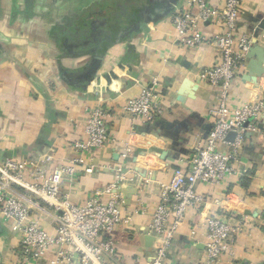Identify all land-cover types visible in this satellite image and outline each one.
I'll return each instance as SVG.
<instances>
[{"label": "crops", "instance_id": "0c3cea01", "mask_svg": "<svg viewBox=\"0 0 264 264\" xmlns=\"http://www.w3.org/2000/svg\"><path fill=\"white\" fill-rule=\"evenodd\" d=\"M155 1L153 10L138 11L139 20L128 24L121 36L126 40L106 49L97 72L81 83L74 77L84 73L92 56L81 54L78 45L69 55L63 47L69 38L63 34L65 20L89 10L90 2L80 8L71 1L54 6L49 0H0V160L32 158L47 151L58 162L73 158L69 146L84 140L86 111L96 106L102 96L110 116V134L116 143L95 154L91 163L99 170L94 175L84 174L78 167L75 180L62 187V192L72 203L82 204L93 189L112 183L114 167L122 165L127 177L133 178L132 183L122 186L123 193L119 192L123 214L129 215L131 222L117 227L108 237L116 243L119 262L125 264H132L136 258L147 261L153 254L154 238L148 234V225L159 202L158 187L184 168L194 148L204 146L212 127L210 111L216 107L219 94L217 88L197 83L198 73L218 62L213 46H177L170 21L172 11L167 10L165 16L151 15L158 11L155 8L164 11V5L173 2L175 7H185L187 0H168L165 4L164 0ZM213 1L219 5L222 0ZM261 19L264 0H243L238 34L257 31ZM199 29L208 37L220 32L210 24H201ZM132 30L134 34L126 38ZM259 34L260 47L264 48V30ZM261 70L264 57L254 55L246 60L245 68L230 86L232 108L264 94V76L260 84L250 80ZM65 71L77 85L72 87L66 81ZM183 79H187L188 86H184ZM153 80L158 83L162 113L153 124L135 128L134 148L122 162L117 152L119 144L128 139L130 123L120 115L121 106ZM257 126L264 131V115ZM239 166L249 174L244 188L238 178L217 187H198L205 204L188 213L186 224L174 237L167 264H203L201 246L205 238L198 227L206 215L221 209L251 216L238 238L235 259L221 264L264 263V137L260 132L247 134ZM142 177L149 184H142ZM227 195L232 196L230 204L225 203ZM17 241L10 227L0 221V264H16Z\"/></svg>", "mask_w": 264, "mask_h": 264}, {"label": "built area", "instance_id": "2783aa9c", "mask_svg": "<svg viewBox=\"0 0 264 264\" xmlns=\"http://www.w3.org/2000/svg\"><path fill=\"white\" fill-rule=\"evenodd\" d=\"M242 3L222 0L218 5L213 0H187L185 7H175L172 12L170 21L177 46L196 49L211 44L215 49L218 62L200 71L197 78L217 88L219 94L216 107L210 111L212 127L204 146L194 148L184 168L158 187L159 202L148 225V234L154 238L153 254L147 261L136 258L132 264H167L174 237L186 224L188 213L205 204L198 187H217L231 178L246 176L247 171L239 166L246 136L260 132L264 137L257 126L264 115V94L239 108H232L229 100L231 83L245 68L253 40L252 34H238ZM201 24L214 25L220 32L205 36L199 29ZM157 84L153 80L121 106L120 115L130 123L128 139L119 144L117 152L122 162L134 148L135 127L153 124L162 113ZM105 103L100 96L97 105L86 111L85 138L69 146L73 158L58 162L47 151L32 158L0 160V221L18 240L16 264H125L119 262L116 243L108 237L117 227L131 222V217L123 214V200L117 192L119 186L133 182L122 165L114 167L112 183L93 189L82 204L72 203L62 192V187L75 180L78 167L84 174L94 175L99 170L91 163L95 154L116 143L110 134ZM231 133L233 139L228 140ZM145 177L141 183L147 185ZM231 201L232 196L227 195L225 203ZM250 220L246 213L224 209L206 215L198 227L205 238L203 264L232 262L238 238Z\"/></svg>", "mask_w": 264, "mask_h": 264}, {"label": "trees", "instance_id": "16d2710c", "mask_svg": "<svg viewBox=\"0 0 264 264\" xmlns=\"http://www.w3.org/2000/svg\"><path fill=\"white\" fill-rule=\"evenodd\" d=\"M101 1V0H100ZM69 2V1H68ZM91 4V9L87 11H79L78 14L74 17L67 18L65 20L66 22V29L64 31L63 36L69 38V40L65 41L64 48L66 51H68L69 55L72 52L74 45H78L79 41H85L88 39L89 34V26L91 20H99V19H106L108 23H112L114 25L112 31H114V34L117 37V33L119 29H126V26L132 22H136L139 20L138 18V11L143 10H153L152 7H155L154 5L156 2L155 0H108L107 2L101 3L97 6L96 0H89ZM168 0H164V3H167ZM162 4V2L160 1ZM160 6V5H159ZM165 9L164 11H160L158 8H155L154 10H158L156 12L151 13L153 16H157L159 13L162 14L163 12H166L168 9V5H164ZM58 30V29H57ZM111 31V32H112ZM86 32V34H85ZM135 31H129L126 35V38H130ZM58 36V35H57ZM123 36V35H121ZM119 37L118 41H123L126 39ZM91 39V38H89ZM105 46V49H107V46ZM76 48V46H75ZM81 54H84V51H80ZM73 54V52H72ZM68 71H65V79H69L66 81L72 86L77 85L78 83H73V80L68 78L67 75H69ZM72 86V87H73ZM247 176H243L240 179V187H245L247 178L249 177V174L247 172Z\"/></svg>", "mask_w": 264, "mask_h": 264}, {"label": "water", "instance_id": "95a60500", "mask_svg": "<svg viewBox=\"0 0 264 264\" xmlns=\"http://www.w3.org/2000/svg\"><path fill=\"white\" fill-rule=\"evenodd\" d=\"M174 3V2H173ZM172 3V5H173ZM168 5V11L171 10L172 12L174 11L175 5ZM166 10V11H167ZM167 12L162 13V16L167 15ZM259 21V27L258 30L253 32V40H252V45L248 51L247 54V59L249 60L250 58H252L254 55H259L260 57H264V48L260 47V31L261 29L264 30V19L258 20ZM257 21V22H258ZM261 25V26H260ZM95 39L98 40L99 42H92V41H88L85 42L82 45H78V49L79 51H84V54H92V59L88 65V68L84 70V73L79 74L77 76L74 77L75 80L80 81L81 83L83 82H88L92 76H94V74L97 72V70L100 67V64L102 63L104 56H105V46H107V48H111L115 42H117V37L114 33L108 32V33H100L97 34L95 36ZM102 41L103 44H100ZM264 76V70L261 71H256L251 77V81L253 84H257V80L262 78ZM199 83V78H197ZM248 80V79H247ZM183 84L184 86H188V81L187 79H183ZM136 128V127H135ZM234 134H229L228 135V140H232L233 139ZM117 192H122L123 193V188L122 186H119L117 189ZM153 240V239H152ZM201 248H203V246H201ZM264 264V263H263Z\"/></svg>", "mask_w": 264, "mask_h": 264}, {"label": "flooded vegetation", "instance_id": "af4514ba", "mask_svg": "<svg viewBox=\"0 0 264 264\" xmlns=\"http://www.w3.org/2000/svg\"><path fill=\"white\" fill-rule=\"evenodd\" d=\"M66 3V1H64ZM63 4V3H62ZM92 6L89 7V9H91ZM114 25L112 23H108V21H106V19H97V20H91L90 22V26H89V34H88V39L85 40V41H79L80 43L78 45H82L84 44L85 42H88V41H92V42H99L98 40L95 39V36L97 34H100V33H108V32H111L112 29H113ZM125 29H119L118 30V33H117V40L119 39V37L121 35H123ZM111 33H114V31H112ZM86 34V32H85ZM91 38V39H89ZM103 42L105 41H102L100 44H103ZM108 49V48H107ZM88 55H92V54H88ZM72 80V79H71Z\"/></svg>", "mask_w": 264, "mask_h": 264}, {"label": "rangeland", "instance_id": "374dc122", "mask_svg": "<svg viewBox=\"0 0 264 264\" xmlns=\"http://www.w3.org/2000/svg\"><path fill=\"white\" fill-rule=\"evenodd\" d=\"M64 1H66V2H72V3H74V4H76V6H79L80 8H83L84 7V3H87L89 0H49V3L51 4V5H54V6H59V4L60 3H65ZM97 2V6L98 7H100L99 5H101V3H104V2H107L108 0H96ZM85 9H87V8H85ZM72 14V13H71ZM72 18V17H71Z\"/></svg>", "mask_w": 264, "mask_h": 264}]
</instances>
